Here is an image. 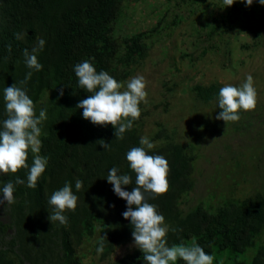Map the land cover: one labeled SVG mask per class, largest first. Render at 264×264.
I'll return each mask as SVG.
<instances>
[{
    "label": "trees",
    "instance_id": "trees-1",
    "mask_svg": "<svg viewBox=\"0 0 264 264\" xmlns=\"http://www.w3.org/2000/svg\"><path fill=\"white\" fill-rule=\"evenodd\" d=\"M123 1L0 0V121L7 118L3 89L13 84L26 88L36 114L41 108L47 109V120L41 126L40 154L49 157L35 189L26 186L28 169L0 175V187L9 181L15 187V202L11 205L5 202L0 208L8 217L7 222L0 219V264H99L98 258L100 261L107 258L116 244L133 239L132 226L121 215L126 202L113 193L112 185L105 178L108 169L116 166L121 174L132 177V184L122 187L131 191L136 186L135 173L129 169L125 154L130 148L140 146L149 110L141 103V116L134 121L133 128L125 131L123 139L115 138L111 125H93L82 118V109L76 105L91 93L78 87L73 71L75 64L92 58L97 71H107L123 82L131 73L132 64L142 62L148 54L147 41L151 42L159 32L162 18L152 27L119 35L114 24ZM196 1L168 0L176 7L191 6ZM238 10L240 7L233 5L225 14L233 16ZM242 12L247 19L246 26L257 34L264 22V11L257 23L251 21L254 13L248 6ZM218 33L215 24L203 35L211 39ZM39 38L45 40L43 50L37 54L43 68L33 71L31 78L21 84L30 71L23 50L27 48L31 52ZM221 87L215 81L194 83L190 89L196 99L209 103L216 101ZM151 139L155 146L149 150L150 154L162 155L168 161L169 187L156 198L151 193L145 195L149 203L158 206L170 229H176L168 232L169 244L198 243L214 256L213 263L217 264L222 258H226L223 264H264V191L226 197L218 205L201 199L183 211L180 203L193 185L196 148L191 141L177 140L176 133L161 123ZM101 140L110 147L104 149ZM32 158L29 151V165ZM16 177L24 183L16 184ZM77 178L83 181L78 192L74 187ZM65 181L73 185L78 201L74 212L65 211L68 223L61 226L48 219L51 207L47 201ZM101 237H104L103 252L97 258ZM82 244H93V249L81 256L77 250ZM252 247L254 251L248 257L246 251ZM113 264L145 262L142 252L134 248ZM176 264L184 262L178 259Z\"/></svg>",
    "mask_w": 264,
    "mask_h": 264
},
{
    "label": "rangeland",
    "instance_id": "rangeland-1",
    "mask_svg": "<svg viewBox=\"0 0 264 264\" xmlns=\"http://www.w3.org/2000/svg\"><path fill=\"white\" fill-rule=\"evenodd\" d=\"M124 5L123 14L115 23L120 34L149 28L162 18L148 54L142 62L132 64L131 74L124 82L137 74L145 77L148 96L144 106L149 114L144 136L148 137L161 123L176 133L177 140L191 141L196 148L194 185L181 204L182 210L203 197L212 198L210 202L215 203L228 195L264 191V22L253 34L246 26L242 12L246 6H240V0L227 7L223 0H197L191 6L180 7L168 0H125ZM233 5L240 10L226 16L225 11ZM248 8L254 13L251 21L257 23L264 6L253 2ZM215 24L219 33L207 39L203 34ZM248 74L253 76L257 90L256 106L242 111L236 122L224 124L215 119L216 101L203 103L190 89L194 83L215 81L222 86H239ZM91 247L84 246L80 255ZM134 247L133 239L118 245L112 257ZM251 253L252 248L247 256ZM107 260L104 264L111 262Z\"/></svg>",
    "mask_w": 264,
    "mask_h": 264
},
{
    "label": "clouds",
    "instance_id": "clouds-1",
    "mask_svg": "<svg viewBox=\"0 0 264 264\" xmlns=\"http://www.w3.org/2000/svg\"><path fill=\"white\" fill-rule=\"evenodd\" d=\"M235 2L237 0H223L224 7L231 6ZM240 2L247 7L252 5L253 0H240ZM256 3L264 6V0H256ZM124 4L125 0L116 22L123 14ZM116 33L119 35L128 34L127 31L123 34L117 31ZM17 38H19V35H17ZM151 42L150 40L147 41L148 46ZM44 45L45 40L39 38L36 42V47H33L31 52L27 48L23 50L25 64L30 71L25 74L24 80L20 82L21 84H25L31 78L33 71L42 70L43 65L39 62L37 54L43 50ZM73 71L77 77L78 87L87 93H91L86 98L78 101L76 105L77 108L82 109V118L93 125H111L114 129L115 138L123 139L125 131H130L133 128L134 121L140 118L141 103H147L148 93L146 91L145 77L137 74L132 76L126 83L124 82L125 80L120 82L107 71H97L94 63H92V58L75 64ZM60 95H63V90H61ZM256 98L257 90L254 87V80L251 74L246 75L244 82L239 86L231 83L224 84L219 89L216 97V107L220 111L216 114L215 119L222 120L224 124L238 121L241 111H249L255 108ZM3 101L7 118L0 121V175L14 174L22 168L28 169L26 186L35 189L37 181L42 177L48 166L49 160L48 156L40 154L42 147V140L40 139L42 134L41 126L42 122L47 120V109L41 108L37 115L34 102L27 94L26 88L17 87L15 84L3 89ZM154 132L149 134L148 137L144 136L143 132V136L139 140L140 146L130 148L125 154L129 169L135 173L136 186L132 187L131 191L126 190L122 186L132 184V177L128 174H121L118 167L109 168L105 178L112 185L113 193L126 202V209L121 215L132 226L131 236L135 245L134 248L142 252L145 264H176L178 259L182 260L184 264H217L213 263L215 261L214 256L206 252L198 243L193 242L190 246L170 245L168 232L170 230L176 231V229H170V225L165 222L164 215L158 211V206L149 203L146 198V193H151L152 197L156 198L165 193L169 187L167 159L162 155L150 154L149 152L155 146L154 141L151 139ZM100 144L104 149L110 147V144L105 143L103 140L100 141ZM29 151L33 154L31 165L27 163ZM192 177L194 185L193 173ZM15 183L23 184L24 181L16 177ZM82 186L83 181L79 178L75 179L74 187L77 192L81 190ZM191 189L183 198L184 200ZM256 191L259 190L252 192ZM14 192L15 187L11 181L4 183L0 187V208L2 207L1 204L5 202L8 205L15 202ZM226 197H235V195L224 196L219 202L213 204H221ZM202 199L213 200L212 198L209 200L204 197ZM77 201L78 196L73 191V185L65 181L63 187L52 192L48 198L47 203L51 207V215L48 217L50 222H58L61 226L66 225L68 217L65 215V211L74 212L77 207ZM183 202L181 201L180 207ZM0 219L5 222L8 221V217L2 209H0ZM103 240L104 237H101L96 254L103 252ZM128 242L130 241L115 245L107 256L108 259H111V262L107 264H113L114 260L134 249L124 251L117 257H112L118 245L127 244ZM84 246L82 244L79 247L77 250L78 254L83 253L82 248ZM250 249H247V251ZM253 251L254 248L252 247ZM251 255L252 253L248 257ZM107 258L104 260H107ZM225 259L222 258L219 262L223 264Z\"/></svg>",
    "mask_w": 264,
    "mask_h": 264
}]
</instances>
